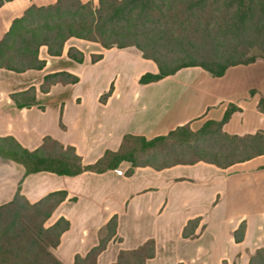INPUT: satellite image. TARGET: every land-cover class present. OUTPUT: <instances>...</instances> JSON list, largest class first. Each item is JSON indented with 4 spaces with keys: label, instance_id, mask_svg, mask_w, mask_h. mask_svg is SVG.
I'll return each mask as SVG.
<instances>
[{
    "label": "crops",
    "instance_id": "crops-1",
    "mask_svg": "<svg viewBox=\"0 0 264 264\" xmlns=\"http://www.w3.org/2000/svg\"><path fill=\"white\" fill-rule=\"evenodd\" d=\"M56 0H11L0 8V37L31 5ZM82 3L98 0H80ZM70 47L84 54L77 63ZM96 55L102 58L93 60ZM40 70L21 73L0 68V137H13L29 151L46 136L73 146L84 164L96 163L108 150L120 149L125 135L152 139L189 124L198 130L207 120L220 121L230 104L238 108L223 126L232 135L264 130V60L232 66L221 77L201 67H185L174 75L144 84L143 74L157 64L135 47L104 49L100 43L68 39L60 56L46 46ZM69 72L78 83L40 86L46 75ZM34 87L38 104L19 108L14 93ZM108 95L104 100V96ZM122 163L103 173L77 176L42 171L26 176L23 165L0 158V205L12 200L20 186L31 204L55 192H66L46 228L66 218L69 227L52 249L64 264H75L100 244L106 226L117 218L116 235L99 254L97 264H113L121 251L154 241L146 264H249L264 248V155L220 168L199 161L165 169ZM199 220L194 236L184 237L190 221ZM245 223L244 236L235 233Z\"/></svg>",
    "mask_w": 264,
    "mask_h": 264
},
{
    "label": "trees",
    "instance_id": "trees-1",
    "mask_svg": "<svg viewBox=\"0 0 264 264\" xmlns=\"http://www.w3.org/2000/svg\"><path fill=\"white\" fill-rule=\"evenodd\" d=\"M9 1L0 0V8ZM72 37L98 42L104 49L137 48L158 65L156 74L142 75L144 84L190 66L221 77L232 66L264 60V0H98L97 5L56 0L46 6L31 5L0 37V68L16 73L40 70L45 65L40 48L46 46L50 55L60 56ZM68 56L84 62V54L75 47L69 48ZM99 58L102 56L96 55L93 60ZM78 82L69 72L51 73L45 76L40 91ZM11 98L19 108L38 104L34 87ZM263 104L264 98L261 109ZM236 111L230 104L222 120H207L198 130L187 123L152 139L127 134L119 150L106 151L92 164H84L73 146L51 136L35 151L13 137H0V158L23 165L26 176L42 171L71 177L87 171L103 173L124 162L131 165L129 173L139 166L165 169L199 161L227 168L264 155V130L243 136L224 131V124ZM66 197L64 191L55 192L31 204L19 186L12 200L0 205V264H64L52 249L60 243L69 222L61 218L48 228L45 222ZM198 223V219L190 221L184 237L194 236ZM116 224L114 217L100 244L87 255L77 256L75 264H97L99 254L116 235ZM244 229L245 223L236 231V241L242 240ZM154 247V241H149L138 249L121 251L113 264H146L154 256ZM249 264H264V248L251 256Z\"/></svg>",
    "mask_w": 264,
    "mask_h": 264
},
{
    "label": "rangeland",
    "instance_id": "rangeland-1",
    "mask_svg": "<svg viewBox=\"0 0 264 264\" xmlns=\"http://www.w3.org/2000/svg\"><path fill=\"white\" fill-rule=\"evenodd\" d=\"M254 52H256V51H254Z\"/></svg>",
    "mask_w": 264,
    "mask_h": 264
}]
</instances>
